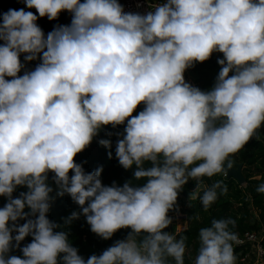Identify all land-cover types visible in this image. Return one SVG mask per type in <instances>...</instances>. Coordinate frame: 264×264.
<instances>
[{
	"label": "clouds",
	"instance_id": "clouds-1",
	"mask_svg": "<svg viewBox=\"0 0 264 264\" xmlns=\"http://www.w3.org/2000/svg\"><path fill=\"white\" fill-rule=\"evenodd\" d=\"M20 2L0 12V264H185L186 237L165 231L179 193L226 174L225 162L231 168L264 129V0H161L143 14L118 0ZM61 12L70 24L45 36L37 20ZM214 53L222 58L211 89L186 82V70ZM122 125L115 158L143 183L105 186L102 168L85 172L74 158L103 127ZM18 188L26 191L14 197ZM217 189L227 194L217 181L191 198L207 211ZM65 195L79 212L64 228L83 216L104 241L126 237L85 261L48 218ZM235 228L231 218L200 228L194 264H237Z\"/></svg>",
	"mask_w": 264,
	"mask_h": 264
},
{
	"label": "trees",
	"instance_id": "trees-1",
	"mask_svg": "<svg viewBox=\"0 0 264 264\" xmlns=\"http://www.w3.org/2000/svg\"><path fill=\"white\" fill-rule=\"evenodd\" d=\"M83 2V0H81ZM24 4L20 0H0V12H6L8 9L24 8ZM25 11H32L35 9H27ZM71 22V16L67 12H61L59 18L54 21H48L47 18L37 20L38 26L43 30L45 36L52 31L55 25H68ZM222 58V54L214 53L212 57L200 64H195L194 67L186 70L185 73L191 75L193 79V86L201 90H209L215 82V78L219 73V65L217 59ZM23 63V56L20 57ZM39 60L26 64L24 70H33ZM24 70L18 75H23ZM184 73V74H185ZM143 110V105L138 106L133 115L138 114ZM124 126H118L113 129L111 126L103 127L98 135L94 137L92 143L82 152L77 154L74 158L75 162L81 164L85 172L95 171L97 168H102L101 181L105 186H111L115 182L118 186H122L126 181H132L133 184L143 183V181L133 180V169L125 171L115 158V145L118 138H122ZM101 139L110 140L111 147L104 148L99 144ZM111 153V158H109ZM231 162L240 163V172L243 177V190L249 199L243 201L242 193L239 184L232 178L222 177V174H217L211 179L204 178L203 185L196 190V182L189 181L179 193L177 203L178 211L176 214H181L186 219V225L183 230L175 232L178 237H186L187 253L185 255V264H188L191 258H195L199 247L198 232L202 227L210 226L213 219L231 218L236 221V231L241 234L245 231H258L261 226H264V195L258 194L256 188L259 184L264 183V129L260 132V139H253L244 149L236 154ZM148 166V165H146ZM71 175V173L69 174ZM217 181L222 182L227 187V194L221 195L220 190L217 189L218 199L207 210L204 211L199 199L193 200L192 192L194 190L203 193L204 186L211 187ZM49 183L52 184V174H49ZM54 187V185H52ZM26 191L25 188H18L13 196L16 197L20 192ZM55 196V192L52 193ZM6 203L5 198L0 197V207ZM250 203V206L248 204ZM27 211V209H26ZM73 211L79 212V208L74 204L71 198L67 195L63 197H56L51 203L48 213V218L61 225L57 231H67L69 233V243L78 249L79 255H84L86 258L95 254L100 255L104 250L111 246L116 240H122L126 237L129 230H120L114 234L111 240L104 241L97 237L90 231L89 225L85 218H80L74 221L67 228L63 227V220L69 216ZM171 212L169 216H171ZM21 225L24 221L19 222ZM173 225L171 224L170 227ZM169 228L165 231L169 232ZM31 242V237H26L21 243V247ZM261 246L264 248V237L260 240ZM13 254L21 255L19 250Z\"/></svg>",
	"mask_w": 264,
	"mask_h": 264
},
{
	"label": "built area",
	"instance_id": "built-area-1",
	"mask_svg": "<svg viewBox=\"0 0 264 264\" xmlns=\"http://www.w3.org/2000/svg\"><path fill=\"white\" fill-rule=\"evenodd\" d=\"M124 7L125 11L145 13L155 7L161 0H118ZM186 82L192 86L193 79L185 78ZM224 174H222V177ZM241 189L243 201L249 199L245 194L243 186L239 185ZM249 207L250 203L248 204ZM261 228L258 231H245L239 235L243 241L239 246H234L235 254L237 256V264H264V248L260 244V240L264 237V226L259 225ZM194 259L191 258L188 264H194Z\"/></svg>",
	"mask_w": 264,
	"mask_h": 264
},
{
	"label": "water",
	"instance_id": "water-1",
	"mask_svg": "<svg viewBox=\"0 0 264 264\" xmlns=\"http://www.w3.org/2000/svg\"><path fill=\"white\" fill-rule=\"evenodd\" d=\"M232 163V167L231 168H228L227 167V162H225V169H226V174H224V177L225 178H232L234 179L239 185H242L243 184V177L241 175V172H240V163H234V162H231ZM183 216V215H181ZM81 257L84 258L85 261H87L88 258H86L84 255H80Z\"/></svg>",
	"mask_w": 264,
	"mask_h": 264
},
{
	"label": "rangeland",
	"instance_id": "rangeland-1",
	"mask_svg": "<svg viewBox=\"0 0 264 264\" xmlns=\"http://www.w3.org/2000/svg\"><path fill=\"white\" fill-rule=\"evenodd\" d=\"M184 77L185 78H188V79H192L191 75H189L188 73H185L184 74ZM236 156V155H235ZM235 156L231 157L230 159H234ZM232 161V160H231ZM198 188L196 187V190ZM195 190V191H196ZM179 203H177L178 205ZM171 217L173 218V222H172V227L169 228V232H174L175 231L177 232L178 230H180L181 228H184V226L186 225V219L184 216H181V214H176L175 211L171 212ZM171 226V225H170ZM175 230V231H174Z\"/></svg>",
	"mask_w": 264,
	"mask_h": 264
},
{
	"label": "crops",
	"instance_id": "crops-1",
	"mask_svg": "<svg viewBox=\"0 0 264 264\" xmlns=\"http://www.w3.org/2000/svg\"><path fill=\"white\" fill-rule=\"evenodd\" d=\"M186 221V220H185ZM185 227V226H184ZM175 231V230H174ZM176 232V231H175Z\"/></svg>",
	"mask_w": 264,
	"mask_h": 264
}]
</instances>
